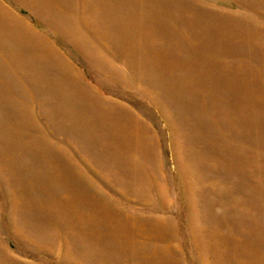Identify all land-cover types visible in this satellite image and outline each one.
<instances>
[{"label": "rangeland", "instance_id": "1", "mask_svg": "<svg viewBox=\"0 0 264 264\" xmlns=\"http://www.w3.org/2000/svg\"><path fill=\"white\" fill-rule=\"evenodd\" d=\"M0 264H264V0H0Z\"/></svg>", "mask_w": 264, "mask_h": 264}]
</instances>
